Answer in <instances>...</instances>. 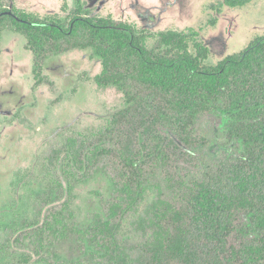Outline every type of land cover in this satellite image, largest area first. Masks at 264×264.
<instances>
[{"label":"trees","instance_id":"trees-1","mask_svg":"<svg viewBox=\"0 0 264 264\" xmlns=\"http://www.w3.org/2000/svg\"><path fill=\"white\" fill-rule=\"evenodd\" d=\"M61 11L63 18L39 16L0 0V31L9 26L25 36L36 86L51 83L42 73L49 55L91 48L102 66L94 82L116 87L125 106L104 126L68 135L52 148L47 182L56 195L65 187L66 199L50 202L42 222L27 226L31 252L47 254V264H264V35L208 64L209 49L193 27L149 32L110 14H93L85 0H74L71 9L64 3ZM212 110L224 116V134L237 140L244 157L225 179L217 174L188 180L172 164L176 155L191 153L159 127L190 147L196 119ZM96 170L108 174L113 193L103 212L80 227L70 210L72 184ZM237 212L247 216L245 231L253 235L239 249L227 245ZM130 215L133 242L122 233ZM70 235L90 247L88 257L53 260L45 250L48 238ZM30 259L20 257L23 263Z\"/></svg>","mask_w":264,"mask_h":264},{"label":"rangeland","instance_id":"rangeland-1","mask_svg":"<svg viewBox=\"0 0 264 264\" xmlns=\"http://www.w3.org/2000/svg\"><path fill=\"white\" fill-rule=\"evenodd\" d=\"M222 0H85L91 13L110 14L149 32L164 30H198V39L208 47V64L242 50L251 40L264 35V0H251L242 7H227ZM39 16L63 18L61 7L74 0H2ZM214 21V22H212ZM101 60L91 48H71L49 55L42 64L46 80L34 85L33 54L26 47L25 36L12 27L0 31V264H47L34 255L24 238L26 228L41 223L52 204L66 199L65 187L56 195L47 182L51 169L45 168L54 146L76 132L96 130L125 106L124 96L114 86H98L94 77L101 71ZM224 116L218 111L198 116L190 131L192 146H184L179 135L159 127L191 153L178 154L172 164L188 180L217 174L225 179L228 170L244 157L236 139L224 134ZM175 154V152H172ZM178 160V161H177ZM59 164V162H57ZM180 168H177V167ZM64 186L66 178L61 176ZM69 198L74 221L80 227L90 223L93 213L103 212L112 195L106 172L96 170L83 181L73 182ZM150 199V196L146 201ZM142 203L138 208H144ZM237 227L227 245L239 249L253 235L245 231L248 218L236 213ZM128 216L122 233L135 240ZM248 230V229H247ZM45 250L53 260L73 261L88 257L90 247L76 236L48 238ZM31 254L28 263L20 260ZM176 264V263H170Z\"/></svg>","mask_w":264,"mask_h":264}]
</instances>
